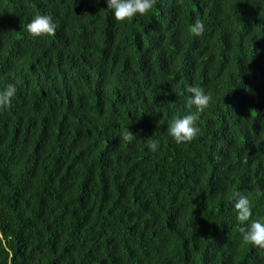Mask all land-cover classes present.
Segmentation results:
<instances>
[{
    "label": "trees",
    "instance_id": "obj_1",
    "mask_svg": "<svg viewBox=\"0 0 264 264\" xmlns=\"http://www.w3.org/2000/svg\"><path fill=\"white\" fill-rule=\"evenodd\" d=\"M38 13L55 35H29ZM7 83L0 264H264L232 205L239 191L264 218L259 0H157L125 23L105 0H0ZM190 86L212 99L197 138L176 144Z\"/></svg>",
    "mask_w": 264,
    "mask_h": 264
},
{
    "label": "clouds",
    "instance_id": "obj_2",
    "mask_svg": "<svg viewBox=\"0 0 264 264\" xmlns=\"http://www.w3.org/2000/svg\"><path fill=\"white\" fill-rule=\"evenodd\" d=\"M157 0H105L107 10L112 13L113 19L119 23H125L136 17H146L154 8ZM264 5V0H259ZM26 30L33 38L55 35L57 25L51 15L35 14L26 25ZM192 32L200 36L204 32V24L196 21ZM189 94L185 103L187 114L179 116L170 122L167 129L169 136L176 144L190 143L195 140L200 132L198 121L211 103V96L199 86L187 88ZM17 94L15 83H7L0 89V109L8 108ZM227 95V94H226ZM134 135L128 131L124 139L132 141ZM160 140L153 139L149 145L152 152L159 150ZM232 205L236 213V220L240 227L243 244L255 248L264 249V218L253 217V204L250 198L237 191L232 194Z\"/></svg>",
    "mask_w": 264,
    "mask_h": 264
}]
</instances>
